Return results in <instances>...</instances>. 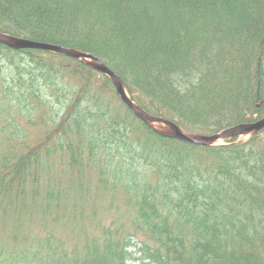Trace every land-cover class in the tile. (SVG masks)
Segmentation results:
<instances>
[{"label":"trees","instance_id":"obj_1","mask_svg":"<svg viewBox=\"0 0 264 264\" xmlns=\"http://www.w3.org/2000/svg\"><path fill=\"white\" fill-rule=\"evenodd\" d=\"M0 33L98 58L184 134L264 118V0H0ZM0 264H264V128L188 144L84 63L0 44Z\"/></svg>","mask_w":264,"mask_h":264},{"label":"water","instance_id":"obj_2","mask_svg":"<svg viewBox=\"0 0 264 264\" xmlns=\"http://www.w3.org/2000/svg\"><path fill=\"white\" fill-rule=\"evenodd\" d=\"M0 44L13 49V50H42L48 51L55 54H59L62 56H66L75 60H78L85 65L89 66L94 71L103 74L106 76L112 83L116 94L118 95L121 102L130 110V112L141 122L148 125L150 128L152 124H162L168 128L167 132H160L155 130L159 134L170 137L173 139H177L179 141L198 145V146H214L213 144L218 141H230V140H238L240 137L252 135L256 132H259L264 128V118L251 124H240L225 130H222L216 134L209 136H201V135H190L184 134L175 124L164 120L162 118H157L145 113L138 106H136L129 98L121 80L104 64H102L98 58L86 54L77 52L74 50L66 49L60 46L34 42L30 40H25L22 38H17L13 36H9L6 34L0 33ZM153 129V128H152Z\"/></svg>","mask_w":264,"mask_h":264},{"label":"rangeland","instance_id":"obj_3","mask_svg":"<svg viewBox=\"0 0 264 264\" xmlns=\"http://www.w3.org/2000/svg\"><path fill=\"white\" fill-rule=\"evenodd\" d=\"M151 127L155 130H158V131H162V132H167L168 128H166V126L162 125V124H152ZM250 138V135H247V136H243V137H240L238 140H241V141H247L248 139ZM227 142L221 140V141H218V142H215L213 145L214 146H219V145H226Z\"/></svg>","mask_w":264,"mask_h":264},{"label":"bare ground","instance_id":"obj_4","mask_svg":"<svg viewBox=\"0 0 264 264\" xmlns=\"http://www.w3.org/2000/svg\"><path fill=\"white\" fill-rule=\"evenodd\" d=\"M167 128V127H166Z\"/></svg>","mask_w":264,"mask_h":264}]
</instances>
